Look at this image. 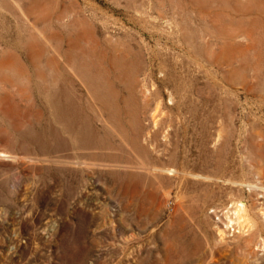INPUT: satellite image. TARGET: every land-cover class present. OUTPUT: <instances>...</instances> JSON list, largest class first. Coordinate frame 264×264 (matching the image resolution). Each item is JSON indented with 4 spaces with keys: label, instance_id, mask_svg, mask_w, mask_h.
I'll use <instances>...</instances> for the list:
<instances>
[{
    "label": "rangeland",
    "instance_id": "1",
    "mask_svg": "<svg viewBox=\"0 0 264 264\" xmlns=\"http://www.w3.org/2000/svg\"><path fill=\"white\" fill-rule=\"evenodd\" d=\"M0 264H264V0H0Z\"/></svg>",
    "mask_w": 264,
    "mask_h": 264
},
{
    "label": "bare ground",
    "instance_id": "2",
    "mask_svg": "<svg viewBox=\"0 0 264 264\" xmlns=\"http://www.w3.org/2000/svg\"><path fill=\"white\" fill-rule=\"evenodd\" d=\"M243 211H244V205L243 204H238V205H236V207H235V210H234V212H233V214H232V216H230L229 218H228V222H229V225H232V224H236L238 227H239V230L242 228V225L244 226V222H242V219L244 218V215H243ZM243 220H245V219H243ZM228 225V224H227ZM245 226H247V225H245ZM244 226V227H245ZM243 229H245V228H243ZM242 229V230H243ZM247 230V229H246ZM245 230V231H246ZM244 231V230H243ZM243 231H241V232H243ZM221 233V232H220ZM244 233V232H243Z\"/></svg>",
    "mask_w": 264,
    "mask_h": 264
}]
</instances>
